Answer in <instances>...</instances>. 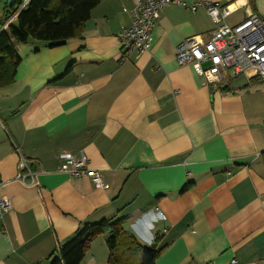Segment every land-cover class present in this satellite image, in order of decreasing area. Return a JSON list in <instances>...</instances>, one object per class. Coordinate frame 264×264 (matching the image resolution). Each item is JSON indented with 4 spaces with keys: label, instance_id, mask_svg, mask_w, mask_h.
<instances>
[{
    "label": "crops",
    "instance_id": "0c3cea01",
    "mask_svg": "<svg viewBox=\"0 0 264 264\" xmlns=\"http://www.w3.org/2000/svg\"><path fill=\"white\" fill-rule=\"evenodd\" d=\"M209 1L230 7L229 26L264 20V0ZM132 7L100 0L80 37L16 46L0 87V198L11 205L0 264H48L82 224L115 215L143 246L164 247L154 264H264V77L227 76L214 90L179 66L176 46L206 43L216 26L177 4L160 11L150 49L119 64ZM63 152L83 154L105 188L60 172ZM19 154L33 184L18 178ZM105 240L80 264H107Z\"/></svg>",
    "mask_w": 264,
    "mask_h": 264
},
{
    "label": "built area",
    "instance_id": "2783aa9c",
    "mask_svg": "<svg viewBox=\"0 0 264 264\" xmlns=\"http://www.w3.org/2000/svg\"><path fill=\"white\" fill-rule=\"evenodd\" d=\"M187 6L191 11L203 8L216 26L210 39L201 44L197 36L181 41L175 49V59L179 66L189 65L194 73L203 78L212 89H217L227 76H236L251 72L248 77H264V20L250 14L240 23L229 26L226 18L232 13L227 5H219L209 0H195L190 5L179 0H133L131 25L117 34L122 55L119 64L134 57L137 59L151 46V31L160 11L167 5ZM14 17V16H13ZM12 18L7 20L2 29H6ZM19 153V150L16 149ZM59 171L72 177H87L95 187L105 188L98 171L87 167L83 154L74 156L63 152L58 155ZM18 178L33 176L27 160L19 154ZM25 172V173H24ZM10 202L0 198V217L10 209ZM236 264V261H231Z\"/></svg>",
    "mask_w": 264,
    "mask_h": 264
},
{
    "label": "trees",
    "instance_id": "16d2710c",
    "mask_svg": "<svg viewBox=\"0 0 264 264\" xmlns=\"http://www.w3.org/2000/svg\"><path fill=\"white\" fill-rule=\"evenodd\" d=\"M100 0H10L0 19V87L13 81L19 57L18 44L29 41L53 47L80 37L91 10ZM14 16V17H13ZM7 28L3 24L12 18ZM264 169V151L260 154ZM186 190V187L182 191ZM127 218L115 215L82 224L72 236L58 243L48 264H80L99 236H106L107 264H154L164 247L143 246L125 231ZM158 239H156L157 241Z\"/></svg>",
    "mask_w": 264,
    "mask_h": 264
},
{
    "label": "rangeland",
    "instance_id": "374dc122",
    "mask_svg": "<svg viewBox=\"0 0 264 264\" xmlns=\"http://www.w3.org/2000/svg\"><path fill=\"white\" fill-rule=\"evenodd\" d=\"M10 0H0V19L3 20L5 15V6L9 4ZM1 27V24H0Z\"/></svg>",
    "mask_w": 264,
    "mask_h": 264
}]
</instances>
